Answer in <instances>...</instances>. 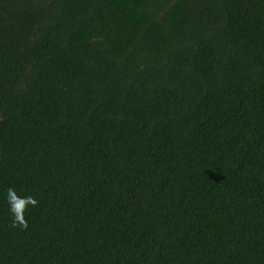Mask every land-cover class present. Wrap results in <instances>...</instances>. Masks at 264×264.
Wrapping results in <instances>:
<instances>
[{
    "label": "trees",
    "instance_id": "obj_1",
    "mask_svg": "<svg viewBox=\"0 0 264 264\" xmlns=\"http://www.w3.org/2000/svg\"><path fill=\"white\" fill-rule=\"evenodd\" d=\"M0 264H264V0H0Z\"/></svg>",
    "mask_w": 264,
    "mask_h": 264
},
{
    "label": "clouds",
    "instance_id": "obj_2",
    "mask_svg": "<svg viewBox=\"0 0 264 264\" xmlns=\"http://www.w3.org/2000/svg\"><path fill=\"white\" fill-rule=\"evenodd\" d=\"M6 200L8 204V211L11 213L12 226L17 224L21 228L27 227V222L24 218V211L26 206L35 207L37 200L31 195H17L15 189L8 188Z\"/></svg>",
    "mask_w": 264,
    "mask_h": 264
},
{
    "label": "flooded vegetation",
    "instance_id": "obj_3",
    "mask_svg": "<svg viewBox=\"0 0 264 264\" xmlns=\"http://www.w3.org/2000/svg\"><path fill=\"white\" fill-rule=\"evenodd\" d=\"M151 2H156V3H160V2H164V0H150ZM176 0H169V2L172 4L174 3ZM163 13V12H160Z\"/></svg>",
    "mask_w": 264,
    "mask_h": 264
}]
</instances>
